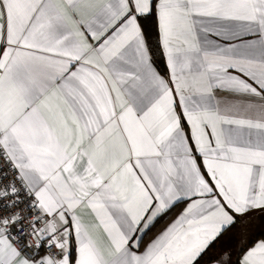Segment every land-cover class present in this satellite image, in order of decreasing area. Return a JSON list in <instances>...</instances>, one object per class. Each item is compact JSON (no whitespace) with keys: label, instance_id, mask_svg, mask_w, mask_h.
<instances>
[{"label":"snow or ice","instance_id":"snow-or-ice-1","mask_svg":"<svg viewBox=\"0 0 264 264\" xmlns=\"http://www.w3.org/2000/svg\"><path fill=\"white\" fill-rule=\"evenodd\" d=\"M0 264H264V0H0Z\"/></svg>","mask_w":264,"mask_h":264}]
</instances>
